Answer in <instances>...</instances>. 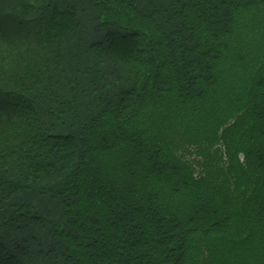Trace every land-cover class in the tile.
I'll return each instance as SVG.
<instances>
[{"label": "trees", "instance_id": "obj_1", "mask_svg": "<svg viewBox=\"0 0 264 264\" xmlns=\"http://www.w3.org/2000/svg\"><path fill=\"white\" fill-rule=\"evenodd\" d=\"M0 264H264V0H0Z\"/></svg>", "mask_w": 264, "mask_h": 264}, {"label": "rangeland", "instance_id": "obj_2", "mask_svg": "<svg viewBox=\"0 0 264 264\" xmlns=\"http://www.w3.org/2000/svg\"><path fill=\"white\" fill-rule=\"evenodd\" d=\"M9 45H13V44L11 43V41L7 42L4 46H9Z\"/></svg>", "mask_w": 264, "mask_h": 264}]
</instances>
